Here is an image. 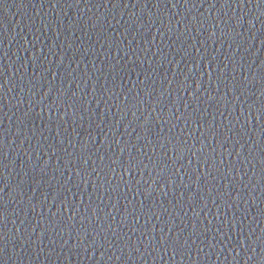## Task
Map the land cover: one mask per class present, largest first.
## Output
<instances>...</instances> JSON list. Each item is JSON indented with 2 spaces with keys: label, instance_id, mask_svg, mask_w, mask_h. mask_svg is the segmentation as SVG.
I'll list each match as a JSON object with an SVG mask.
<instances>
[{
  "label": "water",
  "instance_id": "water-1",
  "mask_svg": "<svg viewBox=\"0 0 264 264\" xmlns=\"http://www.w3.org/2000/svg\"><path fill=\"white\" fill-rule=\"evenodd\" d=\"M229 3L0 0V264H264V3Z\"/></svg>",
  "mask_w": 264,
  "mask_h": 264
},
{
  "label": "snow or ice",
  "instance_id": "snow-or-ice-1",
  "mask_svg": "<svg viewBox=\"0 0 264 264\" xmlns=\"http://www.w3.org/2000/svg\"><path fill=\"white\" fill-rule=\"evenodd\" d=\"M261 2L264 3V0H261ZM169 3H171V0H169ZM185 3H187V0H185ZM223 3H224V5L226 7L231 6L230 3H229V0H223ZM173 6H176V4H173ZM214 6L215 5H212V7H214ZM238 6L243 7L244 6V0H239V5ZM114 7H115V5H114ZM185 55H187V52H185ZM233 63L235 65V62H233ZM213 71H215V68H213ZM220 71L222 73L223 69H221ZM260 79H261V82H264V75H262ZM245 81H247V77H245ZM215 83L220 84V83H223V81H217ZM243 83H244V81H240L239 83H237L235 80H233L231 82V84H227V85H225V87L228 88L229 92H232L234 90V88L240 87V84H243ZM179 87H185L183 81L180 82ZM199 88H200V84H199V81H197V83H196L197 91L199 90ZM261 92L264 93V87H262ZM72 95L76 96L77 94L76 93H72ZM161 95H162V93H161ZM213 99H215V98L212 97V96L208 97V100H213ZM217 102L219 103V101H217ZM252 107H253L252 105H249V109L250 110H252ZM257 112H258V115L255 117L256 121L257 122L264 121V104H260L259 108L257 109ZM24 115L27 116L28 113H25ZM190 117H191V114H187L185 116V119L188 120V119H190ZM177 119H179V117H177ZM251 119L252 118L249 117V121H251ZM145 123H147V121H145ZM200 127H201L202 130H204V124L203 123L200 124ZM261 131H264V129H261ZM149 143H151V141H149ZM176 143L179 144V141H177ZM217 143H220V141L217 140ZM180 151H183V145H180ZM197 151H199V149ZM213 151H215V149H213ZM68 155L71 156L72 154L69 153ZM204 156H205V161L207 162L208 161L207 154L205 153ZM76 160H78L81 165H84V164L87 163V159L81 160L79 156L76 157ZM112 163L113 164L119 163V166L123 168V170H124L123 171V175L119 174V178L123 180L125 174H128L129 171H132V170L136 169L142 163V160H140L138 158H135V157H132V158H128L127 161L122 160V161L118 162L117 160H113ZM220 163L223 164V160H221ZM110 172H115V168L110 169ZM261 173H262L261 179L264 180V168H262ZM77 175H80V172H77ZM69 178H71V177H69ZM215 178L216 177L213 176V179H215ZM196 180L197 181L200 180V176L199 175L196 177ZM124 183L127 186L129 181L125 180ZM136 183L138 184L139 181H137ZM101 187H103V185H101ZM112 187L115 189L117 187V185H112ZM223 188L227 189L228 185L227 186L223 185ZM129 190H131V189H129ZM145 192L147 193V190H145ZM224 195H227V192H219V193H217L218 197H221V196H224ZM66 209H67V207H66ZM125 213L128 214L127 213V209H125ZM53 215H55V214H53ZM74 217H75V212L73 213V216H69L68 219L73 220ZM6 220H7L6 209H5V207L3 205H0V224H5ZM5 227H6V224H5ZM192 227H193V229H195L196 225L193 224ZM113 231H115V229H113ZM2 239H4V237L0 236V240H2ZM165 242L166 241L164 239L161 240V243H165ZM194 242L195 241H193V243ZM174 246L183 247V245H180L179 240H173L172 244L169 245V247L173 248V251L178 250V247H174ZM2 252H3V248H0V253H2ZM116 259H120V257L117 256Z\"/></svg>",
  "mask_w": 264,
  "mask_h": 264
}]
</instances>
